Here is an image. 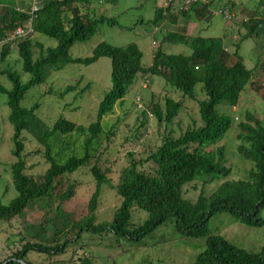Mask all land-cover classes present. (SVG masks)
<instances>
[{"label":"trees","instance_id":"trees-1","mask_svg":"<svg viewBox=\"0 0 264 264\" xmlns=\"http://www.w3.org/2000/svg\"><path fill=\"white\" fill-rule=\"evenodd\" d=\"M115 1L105 0L110 4ZM218 1L229 11L235 7L231 0ZM94 2L44 0L32 19L31 35L20 42L3 43L17 28H24L29 23L30 3L29 0H0L3 11L0 15V44L3 43L0 65L6 62L11 48L15 46L22 72L30 77L29 81L22 83L20 76L11 69L0 71V76L12 85L10 90L0 88V92L7 96L8 121L13 129L11 153L16 161L11 166V177L17 193L7 206L0 201V223L15 219L31 203L56 202L51 215L45 214L38 224L26 225L28 241L11 257L0 260V264H32L28 261L30 253L47 258L62 256L79 242L82 234L98 237L111 235L118 243L123 240L139 246L162 227L172 228L179 239L205 240V249L192 264H264V244L258 251L250 252L211 233L208 228L210 220L220 214H228L235 223L249 228H264V218L261 216L264 212V127L261 121L247 113L244 121L237 124L236 139L240 142L238 154L252 164L245 180L225 181L209 196L200 194L195 202L183 197V188L194 181L208 186L217 178L227 179L231 174L230 168L226 167L225 149L222 146L212 151L203 149L214 147L232 127L233 118L217 111V107H236L241 93L247 86L253 85L255 70L260 68L264 72V62L258 63L250 71L238 55L244 40L264 37V22L251 19L241 23L247 33L235 45L232 56L225 49L222 39L168 32L164 41L189 48L190 56L169 55L159 47L152 56L151 66L144 68L141 64L143 55L135 44L114 47L100 43L90 57L74 59L70 56L74 44L89 41L105 24H116L114 20L95 12L91 8ZM212 3L213 0H210ZM194 11L201 14V22L210 21L212 17L208 7L196 5L176 14L168 11L166 16L156 10L150 23L153 29L165 24L178 25V20ZM34 36L47 37L55 41L56 46L45 48L34 41ZM35 51L38 52L36 58ZM102 58L111 62V89L98 106L95 122L89 126L59 118L49 128L36 115L38 104L30 109L21 107L30 89L42 85L52 73L61 71L67 65L91 66ZM231 59L233 63L230 64ZM139 74L161 77L170 89L182 95L179 101L166 96L163 106L158 103L151 105V115L158 123L171 125L184 109L182 101L189 99L197 105L201 126L187 129L176 138L166 135L161 145L145 160L155 165L154 171L145 173L140 170L143 162L132 160L121 171L118 184L114 187L108 178V170L102 171L96 163H92L102 144L109 143L114 137L111 129L103 127L104 118L113 113L116 105L122 104ZM79 86L65 88L58 97L76 92L80 95L89 90V86H86L78 91ZM198 86H201L200 95ZM23 132L43 148L44 159L49 165L38 180L25 174ZM73 135L84 137L83 156H71L64 163L57 161L59 155L54 154V147L63 146V149L73 152V144L66 141ZM89 165H92L90 174L96 188L88 201L86 215L75 219L64 209V204L74 196L73 187L68 186L63 192L57 189L65 175H72ZM104 186L116 192L120 206L111 221L97 223L96 212ZM134 208L147 214L141 225L133 224ZM74 264L93 262L79 257Z\"/></svg>","mask_w":264,"mask_h":264},{"label":"rangeland","instance_id":"rangeland-1","mask_svg":"<svg viewBox=\"0 0 264 264\" xmlns=\"http://www.w3.org/2000/svg\"><path fill=\"white\" fill-rule=\"evenodd\" d=\"M231 1L235 4L232 11L238 13L237 20L234 22H226L222 17L213 14L210 21L199 22L190 14L182 19L185 22L180 27L164 25L163 28L161 27V31L154 33L150 23L154 16L155 5L153 2L116 0L112 5L98 3L99 13L114 20L116 24L114 26L105 24L89 41L74 44L70 49V56L74 59L88 58L100 43H107L114 47L135 44L143 55L141 64L147 68L151 65L152 56L159 47L169 55H191L189 48L164 41L168 32L186 33L187 24L191 23L197 26L193 32L194 36L222 39L225 49L232 56L235 52V45L247 33L241 23L251 19L264 22V0ZM208 8L213 11L226 9L218 0H213ZM82 10L84 9L82 8ZM2 14L3 11L0 9V15ZM193 28L194 26H190L189 33ZM34 41L42 44L45 48L56 46L55 41L43 36H34ZM153 41L157 43V48L151 47ZM2 44H0V52ZM34 55L36 58L38 52L35 51ZM238 55L247 70H254L258 63L264 62V37L244 40L239 47ZM229 63H233V59ZM7 68L17 73L22 83L29 81L30 77L22 72V64L15 46L11 48L6 62L0 65V71ZM110 75L111 62L107 58H102L91 66L67 65L61 71L49 75L42 85L31 88L21 102V107L30 109L33 105L38 104L39 109L36 115L49 128L59 118L87 127L95 122L98 106L104 95L111 89ZM147 77L149 85L143 89L144 76L137 75L122 104L116 105L113 113L106 116L102 122L105 129L113 131L114 137L109 143L102 144L92 164L96 163L102 171L108 170V178L114 187L118 184L121 171L132 160L142 161L140 170L152 173L155 165L145 160L161 145L166 135L169 134L176 138L187 129L201 126L197 105L189 99L182 101L184 109L171 125L158 123L155 118L149 117L152 104L158 103L163 106L166 96L179 101L182 100V95L180 92L170 89L163 78L149 75ZM77 84H80L78 91L86 86H89V90L80 95L76 92L63 98L58 97V94L65 88ZM252 84L241 93L236 107H217V111L225 113L234 121L231 129L214 147L203 149V151H212L222 146L225 149L226 167L231 170L230 176L227 179L219 177L208 186H204L200 181H194L183 188L184 199L195 202L200 194L209 196L225 181L247 178L252 164L238 154L237 149L240 142L236 139L237 124L243 122L248 113L261 121L264 127V72L260 68L255 70ZM0 88L10 90L12 85L5 77L0 76ZM200 89L201 86H198L199 95ZM53 92L54 95H51ZM137 99L140 100L142 110L136 108ZM8 116L7 96L0 92V201L4 206H7L17 196L11 177V166L16 160L11 153L13 129L8 121ZM22 138L25 146V174L38 180L49 167L43 156V148L26 132L22 133ZM83 140L84 137L77 135L66 139L67 142L73 144V152L63 149V146H55L53 152L59 155L57 161L64 163L71 156L82 157ZM91 166L80 168L72 175H65L57 189V191L63 192L68 186L73 187L74 196L64 204V209L71 213L75 219H81L86 215L88 201L96 188V183L90 174ZM55 203V201L31 203L15 219L0 223L1 261L11 257L22 248L28 241L26 225L38 224L45 214L51 215L56 207ZM119 206L120 199L116 192L106 186L102 187L96 222L111 221ZM261 216L264 218V212ZM146 217L147 214L144 211L133 209L132 221L134 225H141ZM208 228L211 233L250 252L258 251L264 244V228L253 229L235 223L228 214H220L212 218L208 223ZM205 247L204 239H179L174 235L172 228L162 227L152 236L144 239L139 246L123 240L118 243L111 235L98 237L82 234L79 242L68 249L64 255L47 258L30 253L28 261L32 264H74L79 257H85L90 259L93 264H192Z\"/></svg>","mask_w":264,"mask_h":264},{"label":"built area","instance_id":"built-area-1","mask_svg":"<svg viewBox=\"0 0 264 264\" xmlns=\"http://www.w3.org/2000/svg\"><path fill=\"white\" fill-rule=\"evenodd\" d=\"M44 0H29L30 8H29V16L30 21L26 25V27L17 28L10 36H8L3 43H15L20 42L23 39L27 38L32 33L31 29V22L34 18L35 14L40 10L41 5ZM148 2H153L157 6V11H159L163 16H166L167 12L176 14L178 12H184L187 11L189 8L196 6V5H202L205 7H208L210 4V0H144ZM210 11V9H208ZM213 15H218L223 18L226 22H234L237 20V14L236 12L229 11L227 9H219L217 11H210ZM158 32V28L153 29V33ZM152 48H157V43L155 41L151 44ZM149 85V79L148 77H144L142 81V88L146 89ZM136 108L138 110H142L143 107L140 103V100H136ZM149 117H152L151 114H148Z\"/></svg>","mask_w":264,"mask_h":264},{"label":"crops","instance_id":"crops-1","mask_svg":"<svg viewBox=\"0 0 264 264\" xmlns=\"http://www.w3.org/2000/svg\"><path fill=\"white\" fill-rule=\"evenodd\" d=\"M103 1V2H102ZM98 3L99 4H101V3H104L105 5H112V4H110V3H106L105 2V0H95V2L93 3V5L91 6V8H94V10H95V12H98L99 13V9L98 8H100L99 6H98ZM114 4V3H113ZM155 5V8H154V16H155V14H156V10H157V6H156V4H154ZM208 9H210V8H208ZM100 14V13H99ZM193 16H194V19L197 21V20H199V22H200V16L199 15H201V14H199L197 11H194V12H192L191 13ZM154 16H153V19H154ZM179 21V23H178V25H175V27H180L181 26V24H183V22H182V20H178ZM184 21V20H183ZM166 25V24H165ZM187 26H188V28H187V32L185 33V35L186 36H194V30L195 29H197V26H196V24H187ZM190 26L192 27V26H194V28H193V30L189 33V29H190ZM161 27L163 28L164 27V25L162 26H160V27H158V31H161L162 29H161ZM152 63V62H151ZM149 66H151V65H149Z\"/></svg>","mask_w":264,"mask_h":264},{"label":"water","instance_id":"water-1","mask_svg":"<svg viewBox=\"0 0 264 264\" xmlns=\"http://www.w3.org/2000/svg\"><path fill=\"white\" fill-rule=\"evenodd\" d=\"M22 264H24V263H22Z\"/></svg>","mask_w":264,"mask_h":264}]
</instances>
